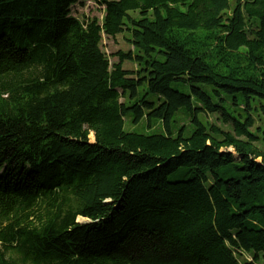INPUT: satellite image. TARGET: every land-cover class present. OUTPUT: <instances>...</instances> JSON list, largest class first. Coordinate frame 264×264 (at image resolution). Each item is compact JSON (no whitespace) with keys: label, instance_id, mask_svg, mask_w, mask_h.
I'll use <instances>...</instances> for the list:
<instances>
[{"label":"trees","instance_id":"trees-1","mask_svg":"<svg viewBox=\"0 0 264 264\" xmlns=\"http://www.w3.org/2000/svg\"><path fill=\"white\" fill-rule=\"evenodd\" d=\"M81 2L0 0V264H264V0Z\"/></svg>","mask_w":264,"mask_h":264},{"label":"rangeland","instance_id":"rangeland-1","mask_svg":"<svg viewBox=\"0 0 264 264\" xmlns=\"http://www.w3.org/2000/svg\"><path fill=\"white\" fill-rule=\"evenodd\" d=\"M83 5L82 6H78L74 9L75 14L74 16L76 18H78L81 21H91L93 19H96L98 21L99 24H101V21L104 17V8L96 5L93 0H82L81 2ZM124 36H126V34L123 35H118L117 37H115L114 39H106L103 36V40L101 42V48H102V52L109 58V61L111 64H116L118 62V58L114 55H116L119 52L122 53H128L129 51H131V47L130 45L125 41ZM123 69L129 72H134L136 70V66L131 63V62H124L122 65ZM172 88L175 90H178L182 93L185 94H189V87H178L176 84L172 85ZM208 94L210 97H213V94L210 92V90H208ZM150 99L152 101H155V97H150ZM214 102H217V100L215 99ZM228 107V106H227ZM232 110H234V108H231ZM254 117L256 118H261L264 122V116L262 115V112H253ZM215 117L214 116H208L207 119H204V122H209V123H213L215 121ZM131 129V128H130ZM130 129H126V130H130ZM135 132H143L139 129H136ZM90 142L92 143L94 141L93 136L90 134L89 136ZM229 151L232 152L231 149H229ZM234 158L237 159V156L234 155ZM78 223H86L85 220H82L81 218L77 219ZM14 255L9 251L7 252V256L6 258H13ZM247 261H251L250 257H247Z\"/></svg>","mask_w":264,"mask_h":264},{"label":"bare ground","instance_id":"bare-ground-1","mask_svg":"<svg viewBox=\"0 0 264 264\" xmlns=\"http://www.w3.org/2000/svg\"><path fill=\"white\" fill-rule=\"evenodd\" d=\"M73 14H75V12Z\"/></svg>","mask_w":264,"mask_h":264}]
</instances>
